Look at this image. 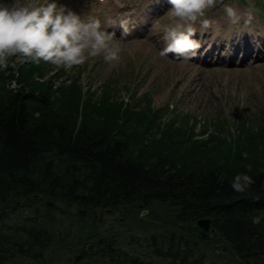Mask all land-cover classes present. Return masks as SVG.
I'll list each match as a JSON object with an SVG mask.
<instances>
[{
	"label": "trees",
	"instance_id": "obj_1",
	"mask_svg": "<svg viewBox=\"0 0 264 264\" xmlns=\"http://www.w3.org/2000/svg\"><path fill=\"white\" fill-rule=\"evenodd\" d=\"M24 64L17 76L10 75L13 68L0 69V264H48L52 246L71 247L77 225L60 207L93 215L78 224L93 233L86 239L92 241L74 246L64 264H152L156 258L163 264H210L197 242L179 238L177 231L144 239L127 231L94 235L105 222L104 211L154 203L171 207L180 226L193 228L195 221L211 218L217 243L232 248L236 264H264V141L247 156L240 143L232 160L229 141L221 138L220 152L190 147L193 155L152 135L150 121L130 127L136 109L112 121L102 109L92 113L102 119L89 116L94 101L88 94L81 99L77 83L67 86L64 77L49 75L43 61ZM112 122L118 126L109 127ZM136 126L143 130L131 131ZM240 128L241 134L250 130ZM252 138L264 140V133ZM238 174L255 181L244 193L231 187ZM141 253L150 259L134 257Z\"/></svg>",
	"mask_w": 264,
	"mask_h": 264
},
{
	"label": "rangeland",
	"instance_id": "obj_2",
	"mask_svg": "<svg viewBox=\"0 0 264 264\" xmlns=\"http://www.w3.org/2000/svg\"><path fill=\"white\" fill-rule=\"evenodd\" d=\"M117 1H123L127 6L138 5L130 11L133 13L130 19L134 20L137 26L123 43L124 52L118 64L113 66L106 63L102 57H97L71 70L44 63V70L51 71L49 74L51 76L64 77L67 86L77 83L82 89L81 99L87 94L91 96L94 102L90 104L89 116L102 119L99 115H93L100 114L102 109L104 116L108 115L112 121L118 116L122 118L129 110L136 109L130 113L128 125L131 127L135 122L137 124L152 122L154 125L149 128L154 132L152 135L161 134L165 144L170 147L179 146L185 151H192L193 155L197 152L192 149L200 148L207 151L216 149L220 152V138L226 139L229 141L226 143V151L230 153L228 156L230 160L236 159L240 145L243 146L241 150L243 156L249 155L256 145L260 148L264 140L252 137L264 133V124H261L264 117V53H257L259 56L255 54L258 58L253 55L245 66L227 67L220 64L206 67V65L212 64L210 63L212 57L220 56L210 55L208 52L210 47L216 42L230 41L234 33L240 34L235 40L241 42V46L253 47L254 50L264 49V42L257 40V36L264 33V0H223V4H231L241 11L251 13L250 24L238 27H232L227 23L223 4L218 3L208 14V18L220 21L222 27L215 36L211 29L203 35H200L198 30L196 39L206 47V56L198 63L178 62L170 55H160L161 49L165 46L164 29L171 23L166 16L170 8L167 0H109L107 6L97 4L96 8L99 11L95 14L99 15L102 21L112 17L118 22L122 18L113 14L117 8L113 5ZM58 3L77 12L82 9L91 10L93 7V0H58ZM141 6L144 8L138 10ZM116 13L119 15L118 9ZM135 16L139 17L140 22L135 21ZM108 30L114 31L116 37L120 38L122 29L119 25ZM156 30L159 32L154 37ZM223 34H225L223 37L218 38ZM142 36L151 37L153 41L142 43ZM25 61L13 57L9 64H14L15 67H9L17 69ZM27 70L29 71L30 67H27ZM34 70L40 72L37 66ZM23 72L24 69L21 68L10 75L16 76ZM11 87L17 88L18 84L14 83ZM117 126V122H112L109 127ZM240 126L250 130L241 134ZM140 130H143V127L136 126L131 131ZM235 143L238 144V148L232 147ZM61 210L59 211L61 215L65 218L70 217V224L77 225L78 234L73 242L78 243L80 247L90 243L92 240L86 239L93 233L82 230L78 224L92 221L93 215L88 212L83 214L76 207ZM144 210L147 214L142 215ZM103 218L106 222L108 216L105 214ZM123 221L125 224L118 231H127V235L133 234L136 239L163 235L166 231H177L179 238L183 236L192 239L193 243L197 242L194 239L197 231L178 225L174 210L166 204L154 203L147 208L136 206L128 208ZM105 222L97 226L94 235L103 234ZM218 241L219 239L214 236L212 240L198 241L196 245H199L197 248L208 257L210 264H236V254L232 248L223 243L228 249L224 250ZM180 242L185 243L182 240ZM74 246L75 244L71 247L52 246L48 250L47 263L64 264ZM136 249L142 250L143 247L136 245ZM145 258L147 255L141 257ZM17 262L21 264L20 259H17Z\"/></svg>",
	"mask_w": 264,
	"mask_h": 264
},
{
	"label": "clouds",
	"instance_id": "obj_3",
	"mask_svg": "<svg viewBox=\"0 0 264 264\" xmlns=\"http://www.w3.org/2000/svg\"><path fill=\"white\" fill-rule=\"evenodd\" d=\"M166 16L170 25L164 29L165 46L161 56L171 54L178 61L194 59L202 47L196 39L210 29L219 34L220 21L208 14L223 0H167ZM109 0H93L91 10L77 12L58 0H0V69H7L13 57L39 64L41 61L71 70L90 59L102 57L115 66L122 59L123 43L132 35L135 25L130 18L101 20L96 5L107 6ZM227 23L232 27L247 26L252 20L248 11L223 4ZM119 25L120 38L108 29ZM247 174L231 181L233 191L244 193L254 184Z\"/></svg>",
	"mask_w": 264,
	"mask_h": 264
},
{
	"label": "bare ground",
	"instance_id": "obj_4",
	"mask_svg": "<svg viewBox=\"0 0 264 264\" xmlns=\"http://www.w3.org/2000/svg\"><path fill=\"white\" fill-rule=\"evenodd\" d=\"M113 6H116L117 9H118V13L119 15H117V13H115L114 16H117L120 18L121 17H125V18H131L133 16V13H131V9L137 7L138 5H129L127 6L123 1L120 2V1H117L115 3V5ZM144 6H141L139 9H143ZM125 12H128V14H126ZM110 14H112V11L109 12ZM137 19V16H135V20ZM159 31L156 30L155 31V35L154 37L156 36V34L158 33ZM142 35V34H141ZM225 34L219 36L218 38H221L223 37ZM240 34H237V33H234L232 34L231 36V39H230V42L227 41V44H230L228 47H225L223 48V45L225 44H213L210 49H209V54L210 55H216L218 54L220 51L223 50V53L218 57V63H226L228 66H232L231 63H235V61L238 59L239 57V65L240 66H245L247 65V63L250 61V58L257 54V53H261L263 54L264 53V49L263 48H259L258 50H254L253 47H248V46H241V42H236L235 38H237ZM143 38V41L142 43H147L149 40L153 41V39L150 37H146V36H142ZM257 40H262V42H264V33L263 34H260L259 36H257ZM240 41H243L240 39ZM259 56V54H257ZM257 55H255L256 58ZM197 59V58H196ZM217 57H212L211 60H210V63H215Z\"/></svg>",
	"mask_w": 264,
	"mask_h": 264
},
{
	"label": "water",
	"instance_id": "obj_5",
	"mask_svg": "<svg viewBox=\"0 0 264 264\" xmlns=\"http://www.w3.org/2000/svg\"><path fill=\"white\" fill-rule=\"evenodd\" d=\"M147 214V211H144L142 215ZM213 220L210 218L199 219L195 222L194 227L198 230L196 239L199 241H207L212 238L211 234L215 232V229L212 228Z\"/></svg>",
	"mask_w": 264,
	"mask_h": 264
},
{
	"label": "flooded vegetation",
	"instance_id": "obj_6",
	"mask_svg": "<svg viewBox=\"0 0 264 264\" xmlns=\"http://www.w3.org/2000/svg\"><path fill=\"white\" fill-rule=\"evenodd\" d=\"M109 215L113 214V216L111 217V221L105 222L106 227L104 229V231L107 233L109 230H114V231H118L120 228H122L125 224V221H123V217H124V212H121L118 214V212L113 211V210H109ZM144 250V247L143 249ZM134 257H138L139 259H141V257H143L142 253L138 256H134ZM150 258H145L143 260H140L141 262L144 260H147ZM152 264H163V263H159V260L154 259L152 261Z\"/></svg>",
	"mask_w": 264,
	"mask_h": 264
}]
</instances>
